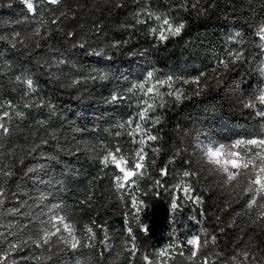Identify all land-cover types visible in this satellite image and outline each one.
Listing matches in <instances>:
<instances>
[{
    "label": "trees",
    "instance_id": "obj_1",
    "mask_svg": "<svg viewBox=\"0 0 264 264\" xmlns=\"http://www.w3.org/2000/svg\"><path fill=\"white\" fill-rule=\"evenodd\" d=\"M33 3L29 11L23 0H0V116L9 112L8 132L0 130V264H264V200L256 196L249 208L247 177L224 184L202 152L264 138L261 105L246 106L264 88L256 35L264 0ZM157 16L185 28L159 42L151 31ZM238 50L243 59L230 63ZM149 71L156 107L145 121L158 139L144 144L136 184L117 187L122 173L102 159L131 148L127 122H141L146 99L133 86ZM173 205L202 230L191 259L185 238L164 243ZM56 217L72 226L74 242L52 231Z\"/></svg>",
    "mask_w": 264,
    "mask_h": 264
},
{
    "label": "snow or ice",
    "instance_id": "obj_2",
    "mask_svg": "<svg viewBox=\"0 0 264 264\" xmlns=\"http://www.w3.org/2000/svg\"><path fill=\"white\" fill-rule=\"evenodd\" d=\"M23 2L26 4L27 9L29 11H35V5L33 3V0H23ZM59 2H60V0H47V3H50V4H58ZM117 6H121V5H117ZM149 15H151V14H149ZM155 19L160 23H159V26L157 28H152L151 31L157 37L159 42H165L170 37L179 36L181 34L182 30L185 28L184 23H173L167 17L157 16V17H155ZM138 23H143V21H138ZM36 34L39 35V28L36 29ZM68 35H72V33H68ZM236 35H237V37H239L240 33H237ZM256 35L262 41H264V26H261L258 29V31L256 32ZM81 47H83V45H81ZM97 55H99V54H97ZM242 59H243V52L238 50L235 53L230 54L229 62L230 63H236ZM64 62L65 61L61 59V60H58L56 63L57 64H63ZM224 67L227 68L228 63H225ZM153 79H154V72L149 71L146 74L145 81L140 83V84L134 85L133 87L135 89L144 90L145 84L148 83L149 81L153 80ZM171 79H172L171 77L168 78L169 81ZM16 80L20 83L25 84L29 91H35L32 79H30V78L24 79V78L18 76V77H16ZM158 83L163 85V84L167 83V81H158ZM257 92H258V95L255 96L253 102L246 105L247 107H256L257 103L259 105H264V88H259L257 90ZM149 93H153V87H149L146 89L145 94L147 95ZM168 95H172V93L170 92V93H168ZM155 97H159L161 99V101L163 100V96L159 91H156ZM180 98H181L180 95L177 94L176 99L179 100ZM117 99H120V97H117V96L112 97L113 102H115ZM143 103L146 105V107H144L143 110L140 111V113H139V121H141V122L148 119V112L150 110H154L156 107V105L154 103H149L148 100H144ZM8 107H12V105L9 103ZM15 115L21 116L22 113L16 112ZM256 115L261 117V118H264V107L260 108V110H258L256 112ZM6 117H9L8 111L3 112V116L0 117V120H2L3 118H6ZM158 122H159V119L157 118L153 123L155 124ZM39 123L41 125L44 124L43 121H40ZM127 124L129 126H131L133 124V121L129 120L127 122ZM120 127L124 128L125 125L121 124ZM0 130H2L4 133L8 132V128L3 123H0ZM135 133L141 134V139L139 141L141 147L137 151L136 155L139 157V161L142 162L145 158L144 155L141 154V153H143L144 144L146 143V141H156L158 139V137L156 135H152L150 132V129H144L142 127V124L139 122L135 123V129H134V131H130L129 135H134ZM145 136H146V140L144 138ZM244 144L256 145L257 147L264 149V139H259V140L252 139V140H248V141H236L230 147L232 149H235V148H237L241 145H244ZM119 151L120 150L117 148L116 152H119ZM202 152H203V155L205 157H207L209 164L217 166L215 169L216 172L223 173L226 175L227 178L225 180H223L224 184H230L234 181H237V176L240 174L247 177V185L243 189V192L251 194L250 202L248 204L249 208H251L253 206V204L257 203L256 196H260L261 200H264V152H260V151L255 152L254 155L246 158L247 153H245V156H241L240 153H238L236 151H225V145H223V144H221L219 146H213L211 144L206 145L202 149ZM109 157H111V162L115 164L116 168H118L120 170V172L123 173L122 177L121 176L116 177V180L118 182L117 187L123 186L122 184L119 183V181H121V180L129 181L132 177L137 175V172L135 170H126L122 166L123 164L127 163V161L123 155H121V156H119V158H117L116 155H114L112 152H109L106 156L103 157L102 163L107 165L109 162ZM141 162L135 163V169L144 168V164ZM232 169H236L239 171H233ZM244 170H247V171H244ZM4 175L10 176L11 173L5 172ZM183 175L185 177H188L190 175V173L185 171L183 173ZM238 186H239V183L237 182V187ZM184 190H185V192H190L191 188L186 187ZM3 195H4L3 190H0V203H3V200H2ZM173 207H175V205H173ZM259 207L261 208L262 211H264V204H260ZM64 219H65L64 217H59V220L61 222H63ZM64 227L66 230H68L71 233V228L68 224H65ZM85 227H86V231L90 234L89 238L91 239L92 234H93V228L89 227V226H85ZM129 232H131V229H129ZM46 235H50V234L46 233ZM134 239L135 238L133 237V240ZM214 239H215V237H213V240ZM199 240H200V237L196 234H192V235H190V237H186V243L188 245L193 246V250L191 252V257H189V259H191L192 257H195L197 255L196 249L201 246L199 244ZM205 244H206V241H205ZM72 247H76V244L73 243ZM15 250H17V246L11 245L10 251H15ZM133 251H134V249H133ZM165 251H166V249H162L161 252L159 253V255H161V256L164 255ZM244 255H245V257H247V253H244ZM147 259L148 258L145 257V260H147ZM4 264H6V260H5Z\"/></svg>",
    "mask_w": 264,
    "mask_h": 264
},
{
    "label": "rangeland",
    "instance_id": "obj_3",
    "mask_svg": "<svg viewBox=\"0 0 264 264\" xmlns=\"http://www.w3.org/2000/svg\"><path fill=\"white\" fill-rule=\"evenodd\" d=\"M159 23L157 24V27L159 26ZM263 43H264V41H263ZM263 72H264V69H263ZM154 86H155V83L153 84L152 82L149 81L147 87H145V89H144V96H146L145 100H148L149 102H151L150 100H151L153 94L149 93L146 95L145 94L146 89L149 87H153V93H154V91H155ZM142 106H143V108L146 107V105L144 103ZM262 107H264V105H261V108ZM2 116H3V114L0 117H2ZM0 123H2V120H0ZM140 123L142 124V127L144 129H147V121H143ZM134 129H135V125L132 124L131 126H129V132L134 131ZM129 136H130V140H131V148H129L128 145H126L125 151H121V153L119 154V156L123 155L127 161V163L123 164L122 166L126 170H135L137 172V175H141L143 168L142 169H135V163L141 162V161H139V157L136 155L137 151L141 147V145L139 143V141L141 139V134L135 133L134 135H129ZM144 138L146 140V136ZM260 139H264V138H260ZM249 140H252V139H249ZM257 140H259V139H257ZM239 141H248V140H239ZM211 145H213V144H211ZM213 146H219V145H213ZM143 148H144V146H143ZM239 149H241V151L243 153H240L238 151ZM225 151H236V152L240 153L241 156H245V153H247L246 158H248V157H251L252 155H254L255 152H258V151L264 152V149H261V148L257 147L256 145L244 144V145H241L235 149H232L231 147L225 146ZM141 154L144 155V149H143V153H141ZM119 156H117V158H119ZM109 158L111 160V157H109ZM132 162H133V165H132ZM141 163L144 164V160ZM232 170L233 171H239L236 169H232ZM122 176H123V173H122L121 177ZM136 176L132 177L129 181L121 180V181H119V183L122 184L123 186H126L127 184L134 185L137 182L135 180ZM135 201L136 200L134 198V202ZM136 204H139V202L136 201ZM193 218H194V216L190 211L185 210L182 207H175L174 210L172 211V214H171V217L169 220V226L165 229V231L162 234V236L164 237V243L167 244L168 246L172 247L173 244L178 242L180 237L186 239V237H190V235H192V234H196L200 237L202 230L199 226H197V220H195V218L194 219ZM65 224H68L70 226V224L68 222H66L65 220L63 222H61L59 220V217L54 218L52 220V227H53L52 231L58 232V231L62 230L63 236L65 237V239H67L70 242H74L75 236H74L73 228H72V226H70V228H71V233H70L68 230L65 229V227H64Z\"/></svg>",
    "mask_w": 264,
    "mask_h": 264
}]
</instances>
